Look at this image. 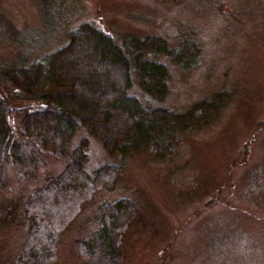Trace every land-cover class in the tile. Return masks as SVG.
<instances>
[{
    "label": "rangeland",
    "instance_id": "obj_1",
    "mask_svg": "<svg viewBox=\"0 0 264 264\" xmlns=\"http://www.w3.org/2000/svg\"><path fill=\"white\" fill-rule=\"evenodd\" d=\"M72 1L0 0V14L22 35L20 46L0 42V63L26 56L30 61L57 49L70 30L87 22L113 37L128 32L164 37L171 48L186 38L198 45L199 55L189 65L158 57L170 71L161 105L181 111L223 89L233 99L209 123L184 133L164 159L148 152L107 154L80 127L67 150L88 139L83 171L91 178L102 165H119L122 172L112 190L96 192L66 226L57 264H82L75 241L98 226L100 204L119 199L131 200L138 212L123 238L122 264H264V0H79L82 12L69 27L77 9ZM64 2L67 10L60 6ZM136 84L133 79L131 92L140 102L157 104ZM4 96L11 110L41 106ZM9 121L14 138L24 142L17 113ZM44 161L26 181L3 164L0 264H14L25 241L27 198L66 166L48 153Z\"/></svg>",
    "mask_w": 264,
    "mask_h": 264
},
{
    "label": "trees",
    "instance_id": "obj_2",
    "mask_svg": "<svg viewBox=\"0 0 264 264\" xmlns=\"http://www.w3.org/2000/svg\"><path fill=\"white\" fill-rule=\"evenodd\" d=\"M75 1V18L69 27L82 12L79 0ZM60 6L68 9L65 2ZM21 37L17 27L0 14V42L18 44ZM115 37L82 22L61 39L65 43L61 47L30 61L26 56L0 63V184L5 183L4 163L10 164L19 181L45 166V153L66 163L23 205L27 234L14 264H57V244L66 226L96 192L112 190L122 172L119 165H102L91 178L83 171L88 139L81 138L71 152L67 150L80 127L107 154L131 157L148 152L151 158L164 159L178 147L184 133L209 123L233 99L223 89L181 111L161 105L168 93L170 71L158 57L174 65H189L199 55L198 45L186 38L171 48L164 37L128 32ZM133 79L157 104L140 102L131 92ZM4 95L15 101H37L41 106L31 111L11 110ZM12 113L19 117L24 142L13 136ZM137 214L129 199L100 204L98 226L87 239L75 241L80 262L122 264L123 238Z\"/></svg>",
    "mask_w": 264,
    "mask_h": 264
}]
</instances>
